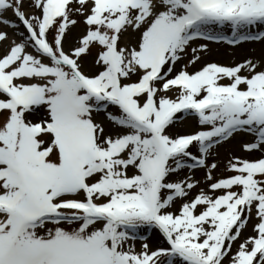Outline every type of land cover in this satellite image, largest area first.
<instances>
[{
	"label": "snow or ice",
	"instance_id": "snow-or-ice-1",
	"mask_svg": "<svg viewBox=\"0 0 264 264\" xmlns=\"http://www.w3.org/2000/svg\"><path fill=\"white\" fill-rule=\"evenodd\" d=\"M0 264H264V0H0Z\"/></svg>",
	"mask_w": 264,
	"mask_h": 264
},
{
	"label": "rangeland",
	"instance_id": "rangeland-1",
	"mask_svg": "<svg viewBox=\"0 0 264 264\" xmlns=\"http://www.w3.org/2000/svg\"><path fill=\"white\" fill-rule=\"evenodd\" d=\"M220 49L219 53L215 52V49L218 48ZM213 48H214V53L212 56L209 57V59H215V60H219L221 62H228L229 60V56L227 55V46H217V45H213ZM250 48H255L257 50V53H259V50L261 48V45L259 44H245V45H242L241 48H238L236 49V55H237V58H240L241 56L243 55H246L248 53V49ZM228 146H225L224 148H221L220 151H221V155L223 156L226 152V148ZM238 154H241V153H238ZM197 175L199 176L200 173H197Z\"/></svg>",
	"mask_w": 264,
	"mask_h": 264
}]
</instances>
